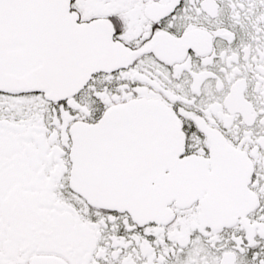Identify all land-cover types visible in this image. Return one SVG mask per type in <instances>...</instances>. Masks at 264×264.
Wrapping results in <instances>:
<instances>
[{
    "label": "snow or ice",
    "instance_id": "obj_1",
    "mask_svg": "<svg viewBox=\"0 0 264 264\" xmlns=\"http://www.w3.org/2000/svg\"><path fill=\"white\" fill-rule=\"evenodd\" d=\"M0 264H264V0H0Z\"/></svg>",
    "mask_w": 264,
    "mask_h": 264
}]
</instances>
